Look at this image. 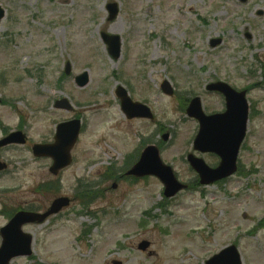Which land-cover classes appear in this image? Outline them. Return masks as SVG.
Instances as JSON below:
<instances>
[{
    "label": "rangeland",
    "instance_id": "obj_1",
    "mask_svg": "<svg viewBox=\"0 0 264 264\" xmlns=\"http://www.w3.org/2000/svg\"><path fill=\"white\" fill-rule=\"evenodd\" d=\"M113 4L119 15L110 22ZM0 6L7 14L0 25V92L11 94L8 125L22 123L31 142L49 143L58 124L83 123L73 165L56 178L49 159L27 151L17 162L29 192L14 197L15 207L25 198L37 211L58 197L72 203L24 229L34 237V254L12 264H206L232 244L243 264H264V230L255 229L264 220V0H0ZM104 32L121 38L120 59L109 55ZM215 40L221 44L212 49ZM85 71L91 81L80 89L75 77ZM165 81L174 96L162 92ZM217 82L248 91V135L240 172L204 187L187 156L211 168L220 160L194 151L199 125L186 109L198 97L204 113L223 112V96L206 90ZM119 86L155 120H128L115 96ZM63 97L74 114L54 109ZM148 145L161 150L163 163L190 189L167 199L157 178L126 176L127 160L138 156L132 168ZM110 168L118 180L105 177ZM40 184L54 189L39 192ZM80 194H88V205ZM5 224L0 215V228ZM146 240L151 248L142 253L137 246Z\"/></svg>",
    "mask_w": 264,
    "mask_h": 264
},
{
    "label": "water",
    "instance_id": "obj_2",
    "mask_svg": "<svg viewBox=\"0 0 264 264\" xmlns=\"http://www.w3.org/2000/svg\"><path fill=\"white\" fill-rule=\"evenodd\" d=\"M246 0H241L245 2ZM107 10L110 12L109 21H113L119 10L117 5H109ZM6 17L5 11L0 6V23ZM103 40L109 46V53L113 58L119 59L121 57V44L120 38L115 36L103 35ZM221 44V41H213L212 48ZM71 73V66L67 65L66 74ZM90 77L88 73L78 77L76 83L78 87L85 88L89 83ZM162 90L165 94L172 96L173 89L169 83L164 82ZM210 92L221 93L227 102L226 112L224 114H216L214 116H207L202 111V103L200 99L196 98L191 102V106L187 110V115L191 118L198 120L200 131L195 140V151L203 154L212 153L221 158V163L217 169H211L206 166L205 162L201 159L188 156L192 169L198 172L201 179V184L208 186L229 178L238 170L237 160L241 148V144L246 138L249 119V105L246 101V93H239L234 91L228 84L216 83L207 88ZM121 100V107L127 118H147L154 119L150 110L142 104L134 103L126 90L119 87L116 92ZM56 107L59 109H71L68 100L57 102ZM58 135L56 137L57 144L51 147H35L34 151L37 156H48L54 159L55 166L52 172L56 175L58 171L66 168L71 164L70 151L76 144V140L80 133V122L66 123L58 128ZM168 140V137H164ZM135 176L143 178L147 176H156L165 186V196L173 198L177 193L186 189L185 186L180 184L174 175V171L163 164L160 159V151L155 146L148 147L140 158V162L135 165L128 173V176ZM70 204L69 199H57L51 206L46 215H34L31 213H20L2 231L3 245L0 249V264H9L11 260L19 256L32 255L31 246L32 238L28 234L23 233V226L26 224L44 223L47 217L57 215L64 208ZM140 249L146 251L148 243H142ZM207 264H242L240 253L235 246L222 251L219 256L211 259Z\"/></svg>",
    "mask_w": 264,
    "mask_h": 264
},
{
    "label": "flooded vegetation",
    "instance_id": "obj_3",
    "mask_svg": "<svg viewBox=\"0 0 264 264\" xmlns=\"http://www.w3.org/2000/svg\"><path fill=\"white\" fill-rule=\"evenodd\" d=\"M9 96L11 94H0V212L3 215L15 213V211H25L29 204V200L25 198L15 207L14 197L19 195L24 197L29 192L27 183H24L27 178L23 179L19 176L21 170L16 164L26 156V148L31 151V145L29 139L26 144L24 142L13 141L8 143L6 141L14 133L27 135L22 125L10 127L7 123L6 110L9 108L7 105ZM50 143L53 144L52 139ZM17 170L18 174H16Z\"/></svg>",
    "mask_w": 264,
    "mask_h": 264
},
{
    "label": "trees",
    "instance_id": "obj_4",
    "mask_svg": "<svg viewBox=\"0 0 264 264\" xmlns=\"http://www.w3.org/2000/svg\"><path fill=\"white\" fill-rule=\"evenodd\" d=\"M82 200L85 201L86 198L84 197ZM258 229H264V221L258 225Z\"/></svg>",
    "mask_w": 264,
    "mask_h": 264
}]
</instances>
